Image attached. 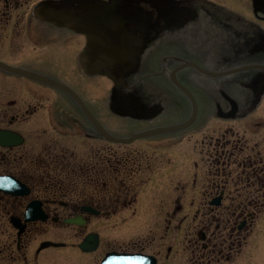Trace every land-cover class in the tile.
Segmentation results:
<instances>
[{"label": "flooded vegetation", "instance_id": "af4514ba", "mask_svg": "<svg viewBox=\"0 0 264 264\" xmlns=\"http://www.w3.org/2000/svg\"><path fill=\"white\" fill-rule=\"evenodd\" d=\"M36 8L64 13L88 10L94 13L96 8H109L116 10L132 30L145 34L146 42L172 39V52L163 56L160 64L156 63V55L155 60L147 59L146 68L151 67L152 72L139 75V71L132 70L124 77V93L102 99L112 117L138 128L123 130L114 123L105 124L95 107L99 101L95 104L88 101L99 98L86 99L64 82L58 74L67 66L63 59L67 53H72L79 66L86 35L39 17ZM260 23H264V0H0L1 264H36L43 251L67 248L65 239L69 227L76 228V234L82 235L75 247L89 255L88 262H100L95 253L103 245V238L90 225L103 216L112 218L121 207L131 204L133 200L128 193L136 191L137 186H153L157 159L159 163L155 156L166 148L165 142L172 139L171 144L178 143L179 134L194 126L205 110L197 99V115L190 125L178 130L148 132L160 127L153 125L154 119L146 121L141 113L148 109L155 116V100L160 97L136 96L129 92L142 90L143 83L151 77H167L170 81L168 72L183 60L177 55V46L184 49L192 61L214 71L261 65L259 71L250 69L248 75L237 81L242 86L254 83L261 91L264 30L244 32L245 24L258 28ZM229 28L236 33L229 35L237 45L236 49L225 51L222 46L228 40ZM187 37L190 42L183 43L182 38ZM171 62L176 64L170 67ZM29 74L42 76L52 83ZM195 74L192 67L177 72L179 80L191 90L195 83L210 90ZM225 76L228 75L221 78ZM228 82L237 83L236 80ZM228 82L213 86L222 94V100L215 104L216 116L226 123H243L258 113L262 100L259 105L256 101L243 108L240 100L226 96L223 89L228 87ZM60 84L68 86L77 96L69 94ZM176 90L189 103L188 120L192 103L182 91ZM65 100H70L77 111L69 112ZM109 106L115 110L111 111ZM88 113L113 138L104 136ZM257 126L264 127L260 123ZM168 132L174 133L155 139L156 135ZM192 134L202 135L199 142L203 144L200 153L203 172L196 173L195 156L189 155L186 158L189 178L180 179V155H177L166 158L167 168L163 165L164 171L161 167L162 177L158 178L165 190L169 188L162 195L172 202L167 232L171 231L173 246L163 254L161 244L154 245L139 237L111 247L105 253H145L160 264L163 257L169 259L176 252L181 239L191 252L188 264L230 261L243 264L255 253L261 243L258 220L264 216V146L260 147L259 142L264 135L247 127L242 131L227 129L213 134L205 131ZM95 140L107 146L84 148L80 145ZM123 172L132 178L136 176V181L128 183L120 178ZM88 183L94 187L93 194H88L84 188ZM101 192H109V196ZM29 215L39 218L26 220ZM43 216L44 219L40 218ZM38 234L54 235L56 240H43L33 247ZM88 235L96 238L97 246L84 251L79 244ZM45 241L56 245L41 248ZM260 246L264 250V244Z\"/></svg>", "mask_w": 264, "mask_h": 264}, {"label": "rangeland", "instance_id": "374dc122", "mask_svg": "<svg viewBox=\"0 0 264 264\" xmlns=\"http://www.w3.org/2000/svg\"><path fill=\"white\" fill-rule=\"evenodd\" d=\"M264 26V23L262 24ZM244 32L246 34L251 33V28L248 25H244ZM183 43L190 42L189 37L182 38ZM248 41H245V45H247ZM237 41L235 39L231 40V37H228L226 43L223 44L222 50L230 51L231 49H236ZM148 49L144 55L142 54V64L141 68L144 70L147 65V59L152 58L155 60V55L157 56V64H160L161 58L167 54H170L173 49L172 39L165 38L159 42H155L153 40L148 41L147 48ZM145 49V50H146ZM176 50L179 52L177 54L180 59L183 60H192L193 58L187 55L184 49L180 46L176 47ZM66 63V67L59 70L58 74L63 78L64 82L68 84L70 87L74 88L82 97L86 99L90 98H99L98 100H88L92 104H96V108L98 111V117H104V122L107 125H114L123 130H133L138 128L137 125L132 124L131 126L127 125V121L121 120L118 117L114 118L110 113L107 112V106L103 103L102 100L104 97H110L111 95H121L125 92L121 86L116 85L113 90V84L111 78L106 75L96 74L89 75L86 74L83 69L77 65V59L72 53H67L65 59H63ZM175 62H171L170 67ZM176 64V63H175ZM152 68L147 67L144 73L152 72L150 71ZM256 70V69H254ZM247 71L237 72L225 76L224 78H212L210 76L196 73V78L201 81L207 83L209 86L214 84H221L222 82H228L229 80H236L243 77ZM259 71V70H256ZM232 85V87H230ZM235 85V86H233ZM226 87V86H225ZM126 88V87H125ZM192 90L196 95L197 99L200 102V105L204 106L205 110L202 111L201 117L195 123L194 126L188 128L180 133L178 138L179 142L171 144V140L165 142L163 148L160 150L159 156H155L159 158V163L157 159L156 164V175L155 182L153 186H143L136 188V191L129 192V198L133 200V202L125 207H121L117 214L112 218L100 217L97 220L95 219L93 223L90 225V228H95L99 231L103 238V245L99 247L95 256L98 261L101 260L107 250L111 247L118 246L122 243L134 241L137 238H143L148 241V243L153 242L154 245H162L163 246V254L166 253V249L169 246H173L172 234L171 231L167 232V226L171 215L172 210V202L170 199L162 193L168 192L169 188H165L161 182V167L165 171L167 168L166 158L176 157L180 155V164H179V177L182 180L188 179V161L186 158L190 155L195 156V160L197 162L196 173L203 172V161L201 148L203 144L199 141L201 140V134L192 133L194 131H205L207 134L218 133L224 130H234V131H242L247 127L249 130H258L264 135V127L258 128L257 124L260 123L264 125V86H262V90L258 88V86L254 83L248 84L247 86H242L238 82H228V87L224 90V92L231 96L235 100H240L242 107H246L248 104L252 105L253 102L261 103L259 100H262V106L258 113H255L252 118H248L243 123L238 122H230L226 123L223 120H220L216 116V102L222 100V94L220 90L214 89L208 90L200 87L196 83L192 85ZM130 95L136 96H146V97H160L159 100H155V116L152 115L148 109H143L144 113H141L143 117L146 118V121L150 122L154 119L153 125L156 127H165L171 126L175 124H179L182 121L186 120L189 114V103L186 98L176 90L167 77H151L146 79V83L143 86L142 90L129 92ZM136 93V94H135ZM208 100V103L206 102ZM246 100V101H245ZM106 101V100H105ZM248 102V103H247ZM65 104L69 110V112L77 111L75 107L71 104L70 100H65ZM111 111L115 110L114 107L109 106ZM106 110V111H105ZM105 111V112H104ZM152 115V116H151ZM101 119V118H100ZM261 121V122H258ZM144 124V123H143ZM174 132L162 133L156 135L155 139H164L171 135ZM260 147L264 146V138L260 137L259 139ZM170 143L171 145H167ZM75 145V144H74ZM84 148L86 147H103L107 146L105 142L100 140L88 141L84 142V144H80ZM160 146V145H157ZM162 147V146H160ZM107 155H105L106 157ZM38 163V161H37ZM163 165H166L165 169ZM120 178L126 179L128 183L129 181H136L135 177L128 176L127 173L123 172L120 175ZM160 178V179H158ZM158 179V180H157ZM91 181V180H90ZM89 181V182H90ZM84 188H87L88 194L94 193V187L88 183ZM103 195L107 194L109 196V192H101ZM196 205L198 203L196 202ZM108 219V220H107ZM171 228V224H170ZM264 234V216H262L258 220V236L260 242L264 244L263 235ZM56 237L50 234H38L35 235V239L33 240V247H37L39 243L43 240L54 239ZM58 237V236H57ZM82 235L76 234V228L69 227L65 242L67 243V248L60 249H47L43 251L41 255L38 257V261L36 264H99V262H88L90 257L87 254L82 253L77 249L76 244L80 242ZM182 238V236H181ZM56 240V239H54ZM183 239L180 240V243L176 247V252H174L169 259H165L164 257L161 259L160 264H188L189 257L191 256V252L188 250L185 242H182ZM182 242V243H181ZM260 243V245H261ZM258 245L254 254L250 256V259L246 258L243 261V264H264V250L262 247ZM261 249H260V248ZM178 250V252H177ZM235 258V257H234ZM232 261H235L233 259ZM19 264H23L22 262H18ZM222 264H236V262H221ZM1 264V262H0ZM30 264H35V262H30Z\"/></svg>", "mask_w": 264, "mask_h": 264}, {"label": "water", "instance_id": "95a60500", "mask_svg": "<svg viewBox=\"0 0 264 264\" xmlns=\"http://www.w3.org/2000/svg\"><path fill=\"white\" fill-rule=\"evenodd\" d=\"M111 10L112 9L108 8H100L94 13H92V10H88L85 13H64L62 11L51 10L49 8H41L39 11H41V13L43 12V16L49 17V19L62 25H67L78 31H82L87 35V44L81 54V63L86 72L91 74L107 73L114 77L115 74H120L121 69L125 66L137 63L139 55L145 45V38L140 33H134L131 31L126 26L125 20L117 13L112 12V14L109 15L108 13ZM96 14H98V17ZM187 65H191L197 70L211 76H220L233 71L245 69L247 67H252H239L223 72L209 71L193 62H185L180 67ZM31 75L35 76L34 74ZM42 79L47 80L45 78ZM171 79L191 99L192 114L187 121L181 124L154 129L148 132L183 129L190 125L197 115V102L193 94L179 82L175 71L171 73ZM60 87L74 95L70 89L62 85H60ZM78 101L82 104L80 100ZM88 114L104 136L113 138L107 133L102 125L91 116L90 113ZM219 114H221V112ZM38 218L39 217L29 215L26 217V220H35ZM40 218L44 219V216ZM69 222H74V220H69ZM51 244L56 245L52 242L45 241L41 243L40 247L44 248ZM79 246L84 251L93 250L97 246L96 238L93 235H88L85 237L83 242L79 244ZM101 264H156V259L151 255L142 253L112 251L105 255Z\"/></svg>", "mask_w": 264, "mask_h": 264}, {"label": "bare ground", "instance_id": "6f19581e", "mask_svg": "<svg viewBox=\"0 0 264 264\" xmlns=\"http://www.w3.org/2000/svg\"><path fill=\"white\" fill-rule=\"evenodd\" d=\"M50 9V8H49ZM52 10V9H51ZM112 12L113 13H117V11L116 10H111L108 14L110 15V14H112ZM103 13H105V12H103ZM119 16H121L119 13H117ZM96 16L98 17V14H96ZM39 17H41V18H43V19H49V17H46V16H43V12L39 15ZM96 18V17H95ZM247 25V24H246ZM249 26V25H248ZM259 26L260 27H263L264 28V26H262V23H260L259 24ZM260 27H258V28H256V27H251V30L253 29V30H255L256 31V33H259V28ZM244 29H245V27H244ZM228 36H230L229 34L230 33H232L233 35H235L236 33H235V31L233 32V29H228ZM254 31H251V33H253ZM235 33V34H234ZM251 33H249V34H251ZM250 43V42H249ZM262 43V42H261ZM261 43H259V45H261ZM249 47H252V42L250 43V45H249ZM227 51V50H226ZM126 67H129V65H127ZM261 67H257V70L258 69H260ZM244 70V69H243ZM250 72H247L245 75H244V77L246 76V75H248ZM207 75V74H206ZM208 76V75H207Z\"/></svg>", "mask_w": 264, "mask_h": 264}]
</instances>
